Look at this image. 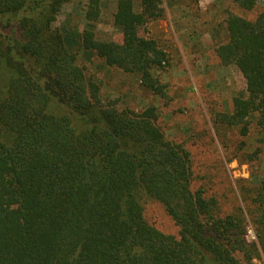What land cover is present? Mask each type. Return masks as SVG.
Returning a JSON list of instances; mask_svg holds the SVG:
<instances>
[{
  "label": "trees",
  "instance_id": "trees-1",
  "mask_svg": "<svg viewBox=\"0 0 264 264\" xmlns=\"http://www.w3.org/2000/svg\"><path fill=\"white\" fill-rule=\"evenodd\" d=\"M71 1L0 0V264H264V176L243 199L249 241L241 206L226 210L209 193L189 151L166 139L155 107L120 110L102 99L72 40L53 25ZM231 1L247 11L256 5ZM101 2L86 0L85 20L97 21ZM159 4L117 0L121 42L85 30L79 44L166 102L153 73L167 55L140 33ZM224 23L216 56L238 69L245 96L215 123L240 126L244 136L252 122L264 136V12ZM151 205L175 234L150 221Z\"/></svg>",
  "mask_w": 264,
  "mask_h": 264
},
{
  "label": "rangeland",
  "instance_id": "rangeland-1",
  "mask_svg": "<svg viewBox=\"0 0 264 264\" xmlns=\"http://www.w3.org/2000/svg\"><path fill=\"white\" fill-rule=\"evenodd\" d=\"M85 4L86 0L64 4L53 24L72 40L77 64L99 85L102 99L116 100L118 109L140 112L155 107L166 139L189 151L195 171L208 178L204 185L209 193L216 194L226 210L235 203L241 206L247 239L254 241L249 202L243 199H250L248 191L264 176V136L252 122L244 136L240 126L215 123L217 115L231 114L234 100L245 96L242 75L235 66L221 65L215 51L227 40L225 19L235 15L253 21L264 12V0H256L248 11L231 0H160L157 16L140 33L167 55L164 70L153 73L166 85V102L145 90L138 75L109 67L80 46L85 30L98 42L122 40L121 29L113 25L117 0H102L95 22L85 20ZM134 10L140 11L138 3ZM147 215L159 230L175 234L172 221L158 206L151 205Z\"/></svg>",
  "mask_w": 264,
  "mask_h": 264
}]
</instances>
